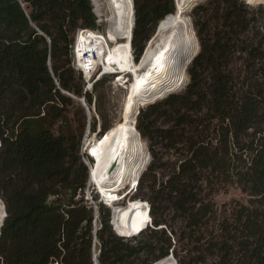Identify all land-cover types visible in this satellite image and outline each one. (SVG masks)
Returning <instances> with one entry per match:
<instances>
[{
	"label": "trees",
	"instance_id": "1",
	"mask_svg": "<svg viewBox=\"0 0 264 264\" xmlns=\"http://www.w3.org/2000/svg\"><path fill=\"white\" fill-rule=\"evenodd\" d=\"M133 1L130 48L138 63L177 0ZM216 1L220 30L208 38L202 20L195 23L201 46L197 37L193 61L175 89L146 94L163 101H143L135 126L126 125L124 115L139 103L126 102L121 126L183 158L159 186H144L152 166L143 168L129 194V202L146 203L133 207L150 206L153 221L149 227L143 210L127 211L135 218L132 237L150 230V242L125 243L128 232L114 209L112 216L98 204L100 264H162L170 254L177 264H264V0ZM84 29H97L90 0H0V204L6 211L0 264L94 263V210L83 199L90 173L81 161L84 127L79 136L52 131L68 120L72 103L61 90L83 98L92 112L93 94L84 93L81 73L77 86L72 63L62 61ZM236 62L241 65L234 70ZM105 83L102 78L93 88ZM186 85L184 93L168 95ZM160 118L172 126L157 127ZM159 154L151 150L154 160ZM142 188L148 201L135 197ZM229 188H238L247 203L219 207L213 196ZM144 254L150 256L140 261Z\"/></svg>",
	"mask_w": 264,
	"mask_h": 264
},
{
	"label": "rangeland",
	"instance_id": "2",
	"mask_svg": "<svg viewBox=\"0 0 264 264\" xmlns=\"http://www.w3.org/2000/svg\"><path fill=\"white\" fill-rule=\"evenodd\" d=\"M175 1L176 0H174V2ZM194 1L196 0H177V3L180 2V5L182 6L184 12L188 15L189 19L193 23L196 34L198 32V29L195 26V23L199 20H202V24L204 25L203 28L206 31V35L208 38H210L218 30H220V27H221L220 16H221L222 7L221 8L219 7L218 2L216 0H199V2L196 5H194ZM90 2L92 5V12L97 18V30H99L101 34H104L108 30V27H109L108 24L110 23L111 17L108 15L106 11L104 12L103 16H98L94 12V6L91 0ZM239 2L248 3V0H239ZM198 6H200V9L197 8ZM203 9L206 12H203L202 11ZM101 34H99L98 41H91L88 38L84 37L81 33H79L78 35L77 48H76V62L84 68L87 77H90L92 75L91 67L93 68L95 64L97 63H100V62L103 63L104 56L114 48V46L110 45L106 41V35L105 34L101 35ZM197 37L199 40L198 45L200 43V46H201V41L199 39L198 34H197ZM117 39L120 42L124 41L126 39V34L123 32H118ZM92 51H93V54L90 53L91 57L89 58L90 59L89 62H85L82 59V55L85 52H92ZM130 55H131L132 65L134 68H136L137 63L134 60L132 51H130ZM132 57H133V60H132ZM62 61L65 62V64H68V62L72 63L73 67L71 66V68L75 72V82L74 83L77 86L80 85L81 82L78 80V76L80 72L77 71L76 68L74 67L75 64H74L73 54L72 56L62 57ZM89 64H92L93 66H89ZM240 65L241 64L239 62L234 63V66H233L234 70L238 67L240 68ZM147 73L148 71L139 72L138 78L142 81L143 79L147 77L146 76ZM104 78H106V83L104 84V88L100 91H96L93 87L92 89H89L90 86H88V83L86 82L84 76L82 75L81 79L84 84V93L85 91H88L90 94L91 93L93 94L94 104L92 106L91 115L87 114L84 106L82 105L80 100L76 98L75 95L67 91L61 90V93L64 94L67 98H70L72 102L67 107V111L65 113L68 120L66 122L59 121L52 127V131L56 135H62V134H67L68 132H72L75 136H79L82 128L84 127V134L82 137L83 147L81 150V154L84 153V155L81 161L84 165H86V163H90V158H88V155H90L94 159L93 160L94 163L92 165L93 170L99 168L97 161H96V157L95 155H93V151L95 149V144H96L95 142L97 141L96 139L103 132L102 130L104 126H107L108 128H110L113 125V123H115L121 118V110H122V105L124 102V97L126 95V92L129 89H131L133 83H135V76L132 73H130L129 75H126V80L124 82H119L120 87H117L115 85L119 78L116 80L114 77H109V76H106ZM125 82L127 83L124 84ZM189 83H190V77H189L188 84ZM187 85L184 86L183 89L180 90L179 92L170 93L169 95L184 93L187 88ZM174 89L175 88H173V90ZM147 94H152V93H147ZM156 96H159V95H156ZM156 96L144 94L143 101L154 102V101L161 100L160 98H157ZM97 98L99 99V102H100L99 107L95 105ZM78 105H80L83 108L84 112L80 111ZM147 107L143 109L147 110ZM140 108H141L140 105L137 104V105L129 107L126 110L125 115H124V123L126 125L135 126L136 124L135 117L137 115L138 110H140ZM93 124L95 125V131L91 127ZM156 126L160 128H168L172 126V124L167 123L166 121H164L163 118H160L157 120ZM142 141H143V146L145 150V157H144L145 161H144L143 168L146 169V167L149 164L148 162H149L150 157L152 158L151 160L152 164L151 162L149 164V166L151 165L152 167L150 170L148 171L146 170V174L143 177V184L144 186H146L147 184H151L152 182L156 181L157 186H159L160 183L166 180L170 176V174L175 170L180 160L183 158L181 155L182 152L177 153L174 150H166L162 147V145H159V144L153 145L152 142L147 138H142ZM151 150L160 152L157 159L154 160V158L151 155ZM161 164H165V165H161ZM159 166H163V167L159 168ZM143 172H144V169H143ZM101 185L105 188L106 191H108V189L111 188L110 179L108 178L106 174H104L103 177L101 178ZM95 186L99 189L101 193V189L99 188L98 184L95 183L94 185H90L88 183L86 187V191H85V197L83 198L86 201L89 199L93 200L92 202L91 201L88 202V205L93 208L94 214H95V206L98 208V204L100 203L103 204L102 202V198H103V200L106 201L107 205L110 206L111 209L107 206L106 208H108L109 212H111L112 215H113L112 210L114 209V219L116 220V222H119L121 224V227L124 231L128 232V238L134 236L136 232L131 230V226L135 218L132 215L128 214L127 210L137 211L141 209L133 207L130 204L129 199L122 201L123 198L121 197V195H123L124 193L127 194L130 188L132 187L135 188V186L127 185V186H123L122 187L123 189L121 188L120 190H117L114 192H106L109 195V198H106V199L103 197L104 194L102 193L99 194ZM147 194H148V189L142 188L141 190L137 192V195L135 197L137 199L148 201ZM96 195L98 197L97 201L94 198ZM80 198L81 196L79 195L77 199H80ZM213 200L216 202V204L219 207H221L223 204H231L232 202H235V201L247 203L248 198L238 188H229L227 192H221V193L215 194L213 196ZM97 227L100 229V221H98ZM94 229H95V225L93 221V230ZM124 241L125 243H128L130 245L148 243L151 241L150 230L147 231L145 234H143L138 239H135V238L130 239V240L124 239ZM147 256H150V255H147V254L142 255L140 261H142L143 259H146ZM137 264H139L138 261H137Z\"/></svg>",
	"mask_w": 264,
	"mask_h": 264
},
{
	"label": "bare ground",
	"instance_id": "3",
	"mask_svg": "<svg viewBox=\"0 0 264 264\" xmlns=\"http://www.w3.org/2000/svg\"><path fill=\"white\" fill-rule=\"evenodd\" d=\"M91 1L94 6V12L98 16H103L106 11L111 17L105 35L106 41L114 46V48L104 56L102 64L106 72L108 74L116 73L119 77L115 84L117 87H120L119 82H124L126 80V75L132 73L135 76V83H133L131 89L126 92L124 97L121 117L126 102L129 99H136L141 107L143 106L144 94L152 93L161 96L167 91L173 90L175 84L185 74L191 61H193L192 58L197 48V35L193 23L184 12L180 2H178V9H176V12L159 23L155 35L147 44L142 54L141 61H139L136 64V68H134L130 55V41L132 39L135 17L134 1ZM198 2L199 0L194 1V5ZM118 32L126 34V39L124 41L120 42L117 39ZM90 53L93 54V51ZM143 71H148V73L146 74L147 77L145 76L146 78L141 81L138 78V73ZM126 83L127 82L124 84ZM77 99L84 100L83 98ZM85 105L87 106L86 102ZM91 113L92 112H90L89 115H91ZM120 120L121 118L113 123L102 138L96 139L97 141L95 142V149L93 151L95 152L99 168L95 170L91 168L92 175L90 185H94L95 183L98 184L105 199L109 198L106 192H114L127 185L136 186L140 180L144 167L145 150L141 135L135 128L121 126ZM135 121L137 123V115ZM150 161L151 157L148 163H150ZM104 174L108 176L111 182V188L108 189V191L101 185V178ZM144 203L145 202L141 201L130 202L132 206ZM140 209L145 212L146 218L150 219V214L148 212L149 206L148 210L144 206H140ZM5 217L6 211L0 204V234ZM151 220L152 218L148 225H150ZM145 229H148V227L143 230ZM115 231L117 233L116 228ZM165 260L166 261L162 264H176L177 262L169 257Z\"/></svg>",
	"mask_w": 264,
	"mask_h": 264
},
{
	"label": "built area",
	"instance_id": "4",
	"mask_svg": "<svg viewBox=\"0 0 264 264\" xmlns=\"http://www.w3.org/2000/svg\"><path fill=\"white\" fill-rule=\"evenodd\" d=\"M79 33L83 34V33H88V34H101V32L99 30H93V29H84V30H79L75 36V42L72 46V54H73V57H74V64H75V68L77 71H79L85 78L86 82L88 83V86H90L89 89H92L94 83L106 76H109L111 77V74H108L105 70V67L103 66V64L100 62V63H97L95 64V66L91 69H92V75L90 77H87L86 76V72L84 70V68L78 64L76 62V48H77V40H78V35ZM105 34V33H104ZM104 34H101V35H104ZM91 57V54L90 52H85L83 55H82V59L85 61V62H89V58ZM89 66H93L92 64H89ZM169 95V94H168ZM83 103L84 100L82 101ZM103 200V198H102ZM88 202H92L93 200L92 199H89L87 200ZM104 203H106L105 200H103ZM94 203V202H93ZM103 203V204H104ZM105 205V204H104ZM107 206V205H105ZM108 207V206H107ZM111 209V208H110ZM149 209H150V206H149ZM149 212V210H148ZM150 214V213H149ZM95 218H94V225H95V229H94V237H93V261L94 263L93 264H100L99 261H98V255H99V250H98V247L100 246V242L97 238V231H98V227H97V221L99 220V211H98V208L95 206V214H94ZM113 216V215H112ZM111 226L113 228V230H115L114 226H113V220L111 218ZM130 239H133V238H130ZM130 239H127V240H130Z\"/></svg>",
	"mask_w": 264,
	"mask_h": 264
},
{
	"label": "water",
	"instance_id": "5",
	"mask_svg": "<svg viewBox=\"0 0 264 264\" xmlns=\"http://www.w3.org/2000/svg\"><path fill=\"white\" fill-rule=\"evenodd\" d=\"M176 9H178V3L176 4ZM147 46V45H146ZM146 48V47H145ZM80 102L82 103V105L84 106V108H85V110H86V112H87V114H90V109L85 105V103H83L81 100H80ZM143 109V108H142ZM140 111L141 110H138V112H137V117H138V115L140 114ZM107 131H105V132H102L100 135H99V137L97 138V139H100V138H102V136L106 133ZM1 145V144H0ZM89 153V152H88ZM91 175H92V172L90 171V173H89V183H90V181H91ZM2 226H3V223H2ZM169 258H172L175 262H176V260L174 259V257H173V254H170L169 256H168ZM176 264H177V262H176Z\"/></svg>",
	"mask_w": 264,
	"mask_h": 264
},
{
	"label": "snow or ice",
	"instance_id": "6",
	"mask_svg": "<svg viewBox=\"0 0 264 264\" xmlns=\"http://www.w3.org/2000/svg\"><path fill=\"white\" fill-rule=\"evenodd\" d=\"M250 3L254 2V0H249ZM93 155H95V152H93Z\"/></svg>",
	"mask_w": 264,
	"mask_h": 264
}]
</instances>
